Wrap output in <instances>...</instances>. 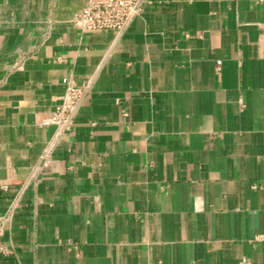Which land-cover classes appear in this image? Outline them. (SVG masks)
Segmentation results:
<instances>
[{"label": "crops", "instance_id": "crops-1", "mask_svg": "<svg viewBox=\"0 0 264 264\" xmlns=\"http://www.w3.org/2000/svg\"><path fill=\"white\" fill-rule=\"evenodd\" d=\"M89 1L0 0V264H264V0L123 35L78 28ZM67 77L90 93L56 140Z\"/></svg>", "mask_w": 264, "mask_h": 264}, {"label": "built area", "instance_id": "built-area-1", "mask_svg": "<svg viewBox=\"0 0 264 264\" xmlns=\"http://www.w3.org/2000/svg\"><path fill=\"white\" fill-rule=\"evenodd\" d=\"M159 0H90L88 5L74 18V24L84 32H100L111 30L117 35H123L133 21L143 15L146 9ZM23 59L18 65H21ZM65 93L55 110L50 112L43 121L46 126H54L56 140L64 139L72 131L76 119L85 103L89 93L88 83L77 85L73 79H64ZM47 162L42 163V169ZM11 216L0 215V257H9L15 254L10 243L4 240L9 228ZM260 238H264L262 235ZM243 259L241 264H249Z\"/></svg>", "mask_w": 264, "mask_h": 264}]
</instances>
